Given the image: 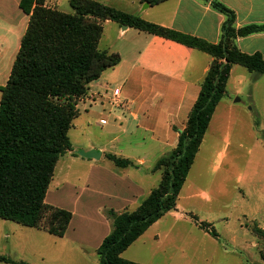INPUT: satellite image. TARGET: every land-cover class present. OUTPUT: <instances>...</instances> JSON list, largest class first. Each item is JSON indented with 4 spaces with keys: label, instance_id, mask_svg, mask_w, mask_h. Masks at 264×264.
<instances>
[{
    "label": "trees",
    "instance_id": "obj_1",
    "mask_svg": "<svg viewBox=\"0 0 264 264\" xmlns=\"http://www.w3.org/2000/svg\"><path fill=\"white\" fill-rule=\"evenodd\" d=\"M166 1L144 0L150 6ZM205 1L226 18L218 44L96 0H70L73 13L49 6L48 0H21L20 9L30 17L29 24L0 99V219L58 238L65 236L73 215L47 204L46 196L58 160L72 151L69 131L79 116V101L87 96L91 83L121 62L119 54L99 49L103 24L113 21L205 52L214 59L177 146L156 164L155 170L162 171L159 186L136 210L118 215L97 251L100 264H139L121 256L154 223L177 210L181 190L226 94L232 67L240 65L264 75L262 55L245 54L236 44L238 38L264 33V25L237 28L233 10L215 0ZM107 158L120 168L132 165L114 155ZM190 216L201 230L220 238L212 224ZM0 261L28 264L6 257Z\"/></svg>",
    "mask_w": 264,
    "mask_h": 264
},
{
    "label": "crops",
    "instance_id": "obj_2",
    "mask_svg": "<svg viewBox=\"0 0 264 264\" xmlns=\"http://www.w3.org/2000/svg\"><path fill=\"white\" fill-rule=\"evenodd\" d=\"M96 1L212 44L220 42L226 19L205 0H168L149 7H145L147 3L144 0ZM215 1L235 12L237 28L252 24L264 25V0ZM20 2L21 0H0V99L1 89L9 80L29 24L30 17L20 9ZM103 28L100 41L106 31L114 32L117 47L106 52L119 54L121 62L91 83L87 96L79 101V116L69 131L72 151L58 160L46 196L47 204L71 212L72 221L63 238L35 229L56 238L58 242H65L69 248L67 253H77L82 264H91L93 256H98L94 264H100L97 251L112 231L108 215L112 212L115 213L113 215H119L130 211V207L137 209L152 190L159 186L147 190L134 179L146 164V155L155 156L156 162L149 172L154 174L159 171L162 179V171L155 170L156 164L177 146L180 133L186 127L188 116L214 60L205 52L133 28L124 29L113 21H105ZM236 44L243 53H260L264 59V33L238 38ZM262 77L264 75L251 73L240 65H234L227 82L226 94L210 122L211 127L218 107H233L240 103L242 100L235 102L231 97L243 96L244 87L249 85L257 87L258 82H264ZM116 90L119 92L117 98L114 96ZM249 99L253 103L251 96ZM82 112L89 116L87 120L92 121V125L97 121L106 127L104 130L102 126L106 143L73 144L71 131L77 130L76 122L82 117ZM89 127L90 125L80 126L79 135H86ZM135 140L144 144V151L141 154L143 156L132 159L127 153L136 151L137 147L131 144ZM124 141H129L130 144L123 147ZM91 150L101 152L99 160L83 158L78 153ZM107 155L129 160L132 165L117 167ZM105 162H111L114 167L109 163L105 165ZM130 169L137 172V175L130 176ZM146 232L133 244L141 240ZM37 235L43 236L41 233ZM124 253L121 256L123 259ZM88 259H91L90 263Z\"/></svg>",
    "mask_w": 264,
    "mask_h": 264
},
{
    "label": "rangeland",
    "instance_id": "obj_3",
    "mask_svg": "<svg viewBox=\"0 0 264 264\" xmlns=\"http://www.w3.org/2000/svg\"><path fill=\"white\" fill-rule=\"evenodd\" d=\"M69 1L48 0V4L73 13ZM115 37L114 32L106 31L99 49L117 47ZM242 93L243 96L231 97L234 101L242 100L240 103L218 107L215 122L210 125L179 195L177 210L168 213L131 245L124 259L139 264H264V82H258L257 87H244ZM88 118L82 112L76 122L77 130L71 131L73 144L106 143L103 125L97 121L92 125ZM86 125H90L87 134L80 136V126ZM129 144L124 141L122 146ZM131 144L137 148L127 153L130 158L143 156L144 144L137 140ZM144 158L146 164L139 175L132 169L129 175H137L134 181L149 190L159 185L161 173L149 172L156 162L155 156ZM108 163L113 165L104 164ZM190 215L212 224L220 238L201 230ZM112 217V213L107 217L111 225ZM68 249L65 242L46 233L0 219V257L28 264H82L81 257L75 252L67 253ZM96 258L92 257L93 262L88 259L89 263L94 264Z\"/></svg>",
    "mask_w": 264,
    "mask_h": 264
},
{
    "label": "water",
    "instance_id": "obj_4",
    "mask_svg": "<svg viewBox=\"0 0 264 264\" xmlns=\"http://www.w3.org/2000/svg\"><path fill=\"white\" fill-rule=\"evenodd\" d=\"M145 7H149V4H145ZM124 29H126V27H123ZM235 102H240V99H236ZM79 155L83 158H87V159H95V160H99L101 157V152L97 151V150H91L89 152H85V151H79L78 152ZM118 217V215H113L112 219L116 220Z\"/></svg>",
    "mask_w": 264,
    "mask_h": 264
},
{
    "label": "built area",
    "instance_id": "obj_5",
    "mask_svg": "<svg viewBox=\"0 0 264 264\" xmlns=\"http://www.w3.org/2000/svg\"><path fill=\"white\" fill-rule=\"evenodd\" d=\"M114 96L117 98L119 96V92L116 90L114 91Z\"/></svg>",
    "mask_w": 264,
    "mask_h": 264
}]
</instances>
